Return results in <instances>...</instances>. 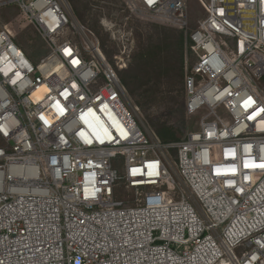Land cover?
<instances>
[{
  "label": "built area",
  "instance_id": "obj_1",
  "mask_svg": "<svg viewBox=\"0 0 264 264\" xmlns=\"http://www.w3.org/2000/svg\"><path fill=\"white\" fill-rule=\"evenodd\" d=\"M126 1L190 30L195 129L146 131L119 74L130 58L81 24L86 39L65 38L69 0H0L15 5L0 18V264H264V0H197L193 29L186 0ZM121 185L134 199H115Z\"/></svg>",
  "mask_w": 264,
  "mask_h": 264
},
{
  "label": "rangeland",
  "instance_id": "obj_2",
  "mask_svg": "<svg viewBox=\"0 0 264 264\" xmlns=\"http://www.w3.org/2000/svg\"><path fill=\"white\" fill-rule=\"evenodd\" d=\"M69 2L75 17L76 8L82 13L81 21L76 18L87 30L85 31L87 38L99 40L113 61L115 55L126 59L129 57L128 65L139 47L140 36L144 38L145 35L152 32L153 24L162 25L132 11L126 0H69ZM14 8V4L1 7L0 18L4 21L10 20L14 15ZM186 8L190 18V28L193 29L198 21L206 16V13L197 0H186ZM24 23L26 21L23 16H19L9 27L14 28ZM185 33L189 36L190 30L185 31ZM86 36L79 29L70 26L65 38L82 40V38L86 39ZM18 43L30 52L35 61L40 60L47 52L44 41L33 28L25 30L18 38ZM194 61L195 57L192 54L186 67V73L190 71ZM130 101L133 106H137L132 100ZM139 110L145 129L150 134L156 133V127L166 125L174 131L177 137L183 138L190 129H195L196 126L197 119L187 114L184 97L174 100L159 98L145 109L139 107ZM218 113L224 115L222 109H218ZM2 144L3 142L0 140V145ZM175 156L176 151L174 150L170 155L173 163ZM132 193V189H125L121 185L115 188L114 197L117 200L127 201L134 199ZM175 198H178L177 194H175Z\"/></svg>",
  "mask_w": 264,
  "mask_h": 264
},
{
  "label": "trees",
  "instance_id": "obj_3",
  "mask_svg": "<svg viewBox=\"0 0 264 264\" xmlns=\"http://www.w3.org/2000/svg\"><path fill=\"white\" fill-rule=\"evenodd\" d=\"M74 14L82 20V13L77 8ZM153 27L152 32L144 38L140 36L139 47L130 64L119 72L129 99L141 109L159 98H185L186 67L193 54L192 41L185 30L158 24H153ZM23 48L33 60L30 52ZM102 48L112 60L104 45ZM155 130L163 143L181 139L166 125L156 127Z\"/></svg>",
  "mask_w": 264,
  "mask_h": 264
},
{
  "label": "water",
  "instance_id": "obj_4",
  "mask_svg": "<svg viewBox=\"0 0 264 264\" xmlns=\"http://www.w3.org/2000/svg\"><path fill=\"white\" fill-rule=\"evenodd\" d=\"M73 22L75 24H78V26H81L80 23H79V21L77 20V18L74 15H73Z\"/></svg>",
  "mask_w": 264,
  "mask_h": 264
},
{
  "label": "bare ground",
  "instance_id": "obj_5",
  "mask_svg": "<svg viewBox=\"0 0 264 264\" xmlns=\"http://www.w3.org/2000/svg\"><path fill=\"white\" fill-rule=\"evenodd\" d=\"M23 18H24V20L26 21V17L23 16ZM76 25H77V28L83 33V28H81L80 26H78V24H76ZM10 29H12V28H10Z\"/></svg>",
  "mask_w": 264,
  "mask_h": 264
}]
</instances>
